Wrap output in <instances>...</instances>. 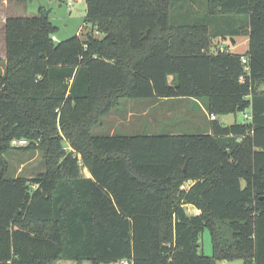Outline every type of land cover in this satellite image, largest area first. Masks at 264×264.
I'll return each mask as SVG.
<instances>
[{
	"label": "trees",
	"instance_id": "trees-1",
	"mask_svg": "<svg viewBox=\"0 0 264 264\" xmlns=\"http://www.w3.org/2000/svg\"><path fill=\"white\" fill-rule=\"evenodd\" d=\"M85 5L91 29L59 43L42 13L4 23L0 264H264V0ZM236 36L244 54L214 44ZM124 99L202 101L205 118L251 120L93 135ZM11 149L39 151L45 171L8 178Z\"/></svg>",
	"mask_w": 264,
	"mask_h": 264
},
{
	"label": "rangeland",
	"instance_id": "rangeland-1",
	"mask_svg": "<svg viewBox=\"0 0 264 264\" xmlns=\"http://www.w3.org/2000/svg\"><path fill=\"white\" fill-rule=\"evenodd\" d=\"M70 2L71 5H68L66 0L63 2L58 0H0V50L3 51L4 46L3 20L9 17H34L39 13H46L51 24L57 29L54 36L57 43L88 32L91 26L84 22L85 0H71ZM245 49L246 46L240 45L236 51L243 53ZM4 60H0V67ZM261 89H264V84ZM197 104L200 108L192 100L184 99L156 102L124 99L110 114L101 119L100 124L92 130V133L97 136L202 133L208 127L207 120H210V115L205 118L202 112L204 110L202 101ZM241 115L229 114L217 116L216 119L221 124L229 125L239 121L238 118ZM65 149L71 151L69 147ZM4 158L7 162L8 178H31L45 171L43 155L39 151L11 149L4 155ZM82 174L88 176L86 170ZM200 243L202 245L200 252L211 256L210 236L207 230L201 235ZM60 263L65 264L64 261ZM222 263L243 264L241 260L217 261L216 264Z\"/></svg>",
	"mask_w": 264,
	"mask_h": 264
},
{
	"label": "crops",
	"instance_id": "crops-1",
	"mask_svg": "<svg viewBox=\"0 0 264 264\" xmlns=\"http://www.w3.org/2000/svg\"><path fill=\"white\" fill-rule=\"evenodd\" d=\"M4 23H5V19L3 20V25H2V31H3V33H2V35H3V38H4ZM231 40H233V44H232V42H231ZM214 44L215 45H217L218 46V48H226L228 45V47H229V51L230 52H233V53H236V54H244L246 51H247V49H248V37H246V36H236V37H234V38H229V44L228 43H226V42H224V43H219L217 40H214ZM240 45H242V46H246V49H245V51L243 52V53H238L237 51H236V49L240 46ZM3 51H1L0 50V54H1V56H0V60H3V59H5V44H4V46H3ZM239 121H243V120H240V116H239ZM225 125V124H224ZM186 208V211H187V213L188 214H190V215H192V214H199V211H197L196 209H194L193 207H191V206H186L185 207ZM225 262V261H224ZM222 264H225V263H222Z\"/></svg>",
	"mask_w": 264,
	"mask_h": 264
},
{
	"label": "built area",
	"instance_id": "built-area-1",
	"mask_svg": "<svg viewBox=\"0 0 264 264\" xmlns=\"http://www.w3.org/2000/svg\"><path fill=\"white\" fill-rule=\"evenodd\" d=\"M66 1H68V4L71 5V2H70L71 0H66ZM52 40H55L54 36H52ZM219 51L223 52V48H220ZM242 63H246L245 58H242ZM241 80H243V79L241 78ZM241 116H242L243 120H249V121L251 120L250 112H246V113L242 114ZM209 119L215 120L216 117L214 115H210ZM27 144H28V142L25 139H13L10 143L12 148H22V147L27 146ZM120 264H129V263L127 261H122V262H120Z\"/></svg>",
	"mask_w": 264,
	"mask_h": 264
},
{
	"label": "water",
	"instance_id": "water-1",
	"mask_svg": "<svg viewBox=\"0 0 264 264\" xmlns=\"http://www.w3.org/2000/svg\"><path fill=\"white\" fill-rule=\"evenodd\" d=\"M44 16H47V14L45 13ZM232 44H233V40H231ZM240 120H243L242 116H240Z\"/></svg>",
	"mask_w": 264,
	"mask_h": 264
}]
</instances>
